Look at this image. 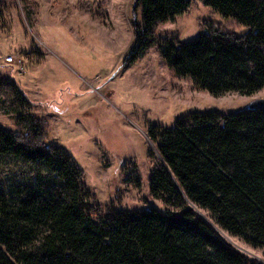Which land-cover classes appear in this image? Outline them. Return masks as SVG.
Masks as SVG:
<instances>
[{
    "label": "trees",
    "instance_id": "trees-1",
    "mask_svg": "<svg viewBox=\"0 0 264 264\" xmlns=\"http://www.w3.org/2000/svg\"><path fill=\"white\" fill-rule=\"evenodd\" d=\"M196 1L135 0L141 23L126 62L156 47L171 75L198 91L264 90V0H199L247 27L243 35L208 27L191 41L159 40L158 26ZM4 67L12 72L0 75V110L16 131L0 128V264H264L224 236L264 249V109L192 112L172 128L151 126L159 159L149 192L174 210L117 208L100 204L71 154L48 143V124L31 114L37 104Z\"/></svg>",
    "mask_w": 264,
    "mask_h": 264
},
{
    "label": "rangeland",
    "instance_id": "rangeland-1",
    "mask_svg": "<svg viewBox=\"0 0 264 264\" xmlns=\"http://www.w3.org/2000/svg\"><path fill=\"white\" fill-rule=\"evenodd\" d=\"M1 1L0 57L24 55L25 72L16 70L14 78L37 104L31 114L48 124V143L71 154L100 204L174 210L149 192L159 159L150 127L169 129L187 113L228 114L264 99V90L252 97L198 91L190 80L171 75L156 47L126 62L135 44V22L141 23L135 0ZM208 27L238 35L249 30L197 0L175 21L159 25L157 36L175 39L178 33L186 42ZM11 72L0 63L1 76ZM15 122L0 110V128L16 131ZM225 239L264 263V249Z\"/></svg>",
    "mask_w": 264,
    "mask_h": 264
},
{
    "label": "built area",
    "instance_id": "built-area-1",
    "mask_svg": "<svg viewBox=\"0 0 264 264\" xmlns=\"http://www.w3.org/2000/svg\"><path fill=\"white\" fill-rule=\"evenodd\" d=\"M24 55L20 52L0 57V63L3 65H13L21 74L25 72ZM1 60H3L1 62Z\"/></svg>",
    "mask_w": 264,
    "mask_h": 264
},
{
    "label": "water",
    "instance_id": "water-1",
    "mask_svg": "<svg viewBox=\"0 0 264 264\" xmlns=\"http://www.w3.org/2000/svg\"><path fill=\"white\" fill-rule=\"evenodd\" d=\"M249 110H263L264 109V99H254L250 104L246 107Z\"/></svg>",
    "mask_w": 264,
    "mask_h": 264
},
{
    "label": "bare ground",
    "instance_id": "bare-ground-1",
    "mask_svg": "<svg viewBox=\"0 0 264 264\" xmlns=\"http://www.w3.org/2000/svg\"><path fill=\"white\" fill-rule=\"evenodd\" d=\"M226 234H227V233H226ZM224 236H225L228 240H230V239L233 240V237L229 236L228 234H227V235L224 234ZM228 237H229L230 239H229Z\"/></svg>",
    "mask_w": 264,
    "mask_h": 264
}]
</instances>
